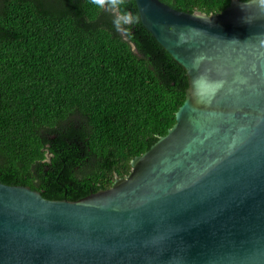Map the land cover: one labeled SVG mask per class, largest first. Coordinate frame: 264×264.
Instances as JSON below:
<instances>
[{
    "label": "water",
    "instance_id": "1",
    "mask_svg": "<svg viewBox=\"0 0 264 264\" xmlns=\"http://www.w3.org/2000/svg\"><path fill=\"white\" fill-rule=\"evenodd\" d=\"M134 1L186 74L176 124L77 201L0 182V264H264V0Z\"/></svg>",
    "mask_w": 264,
    "mask_h": 264
},
{
    "label": "trees",
    "instance_id": "2",
    "mask_svg": "<svg viewBox=\"0 0 264 264\" xmlns=\"http://www.w3.org/2000/svg\"><path fill=\"white\" fill-rule=\"evenodd\" d=\"M160 1L211 15L234 0ZM112 20L91 0H0L1 183L80 200L127 177L176 124L184 70L140 21L122 37Z\"/></svg>",
    "mask_w": 264,
    "mask_h": 264
},
{
    "label": "clouds",
    "instance_id": "3",
    "mask_svg": "<svg viewBox=\"0 0 264 264\" xmlns=\"http://www.w3.org/2000/svg\"><path fill=\"white\" fill-rule=\"evenodd\" d=\"M91 3L101 11H107L113 16V26L122 37L131 34V27L139 23L140 17L124 7V0H91Z\"/></svg>",
    "mask_w": 264,
    "mask_h": 264
}]
</instances>
